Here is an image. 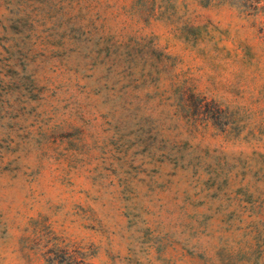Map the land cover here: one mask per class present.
<instances>
[{
  "label": "rangeland",
  "instance_id": "1",
  "mask_svg": "<svg viewBox=\"0 0 264 264\" xmlns=\"http://www.w3.org/2000/svg\"><path fill=\"white\" fill-rule=\"evenodd\" d=\"M0 264H264V0H0Z\"/></svg>",
  "mask_w": 264,
  "mask_h": 264
}]
</instances>
